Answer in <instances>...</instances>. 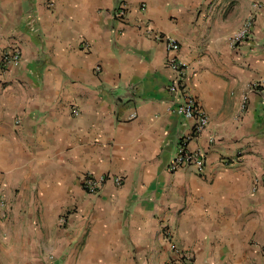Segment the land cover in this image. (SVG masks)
Returning <instances> with one entry per match:
<instances>
[{
	"label": "crops",
	"instance_id": "1",
	"mask_svg": "<svg viewBox=\"0 0 264 264\" xmlns=\"http://www.w3.org/2000/svg\"><path fill=\"white\" fill-rule=\"evenodd\" d=\"M255 3L264 0H0V56L22 54L0 67V193L10 203L0 264H165L164 227L193 264H264V94L241 110L264 75ZM251 13V36L231 48ZM149 29L178 43L185 85L208 116L187 143L204 153L203 175L167 168L193 122L174 111L168 51ZM88 171L122 185L88 195Z\"/></svg>",
	"mask_w": 264,
	"mask_h": 264
},
{
	"label": "built area",
	"instance_id": "2",
	"mask_svg": "<svg viewBox=\"0 0 264 264\" xmlns=\"http://www.w3.org/2000/svg\"><path fill=\"white\" fill-rule=\"evenodd\" d=\"M48 5L52 6V3L50 2ZM143 6L144 5H141V8H144ZM254 6L260 8L264 6V4L255 3ZM113 14L114 18L123 21L126 15V5L124 3H119L115 7ZM254 22V13H251L242 21L239 28L234 31L228 39V44L231 48L238 47L251 36ZM148 34H150L154 40L163 42L168 51L166 65L172 71L173 75L167 88L170 94L175 98V113L186 119H190L193 122L190 132L179 142L177 152L174 157L170 159L167 168L170 171H175L182 167H189L192 168L196 174L203 175L206 167L205 155L199 149H189L187 147V143L206 128L209 123L208 116L198 103L197 99L188 92L185 85L186 65L178 57V43L169 36L153 32L151 29L148 30ZM85 47H87V45H84V48ZM21 59V50L16 46L10 47L1 54L0 67L7 69L17 66ZM254 92L264 94V75L247 86L242 97V111L246 110L249 94ZM72 112L73 114H77L76 109H73ZM107 181H112L117 186L122 185L121 177L111 175L109 173H95L92 171L85 172L81 176L80 185L86 194L97 195ZM256 183L264 186V177L260 180L257 179ZM9 207L10 203L6 199L5 195L0 193V213L4 215ZM59 221L60 225L65 227L67 223V215L65 213L61 215ZM162 235L170 252V257L165 264H193L191 255L181 249L175 242L171 229L164 227L162 229Z\"/></svg>",
	"mask_w": 264,
	"mask_h": 264
}]
</instances>
